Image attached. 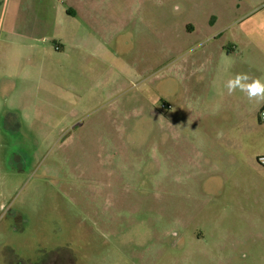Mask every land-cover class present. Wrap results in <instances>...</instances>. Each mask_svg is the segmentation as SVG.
I'll list each match as a JSON object with an SVG mask.
<instances>
[{"label":"rangeland","instance_id":"rangeland-1","mask_svg":"<svg viewBox=\"0 0 264 264\" xmlns=\"http://www.w3.org/2000/svg\"><path fill=\"white\" fill-rule=\"evenodd\" d=\"M225 2L0 0V53L10 20L54 50L41 106L0 97V264H264V209L240 165H197L180 102L181 31Z\"/></svg>","mask_w":264,"mask_h":264},{"label":"crops","instance_id":"crops-1","mask_svg":"<svg viewBox=\"0 0 264 264\" xmlns=\"http://www.w3.org/2000/svg\"><path fill=\"white\" fill-rule=\"evenodd\" d=\"M203 7L204 16L187 23L180 34V102L187 107L183 121L187 122L185 129L198 139L197 165H240L232 176L238 184H246L251 194L237 198L245 202V211L254 215L255 209H264V167L258 164L264 156V122L259 119L264 103L249 101L239 90L229 94L226 85L238 73L264 80V0H227ZM69 13L75 16L76 10ZM38 25L11 20L7 24L0 53L1 74L5 76L0 82V97L7 101L30 100L37 106L46 101L45 58L40 57L41 52L43 57L54 50L37 45ZM4 26L5 17L0 20V38ZM12 58L20 63L25 60L27 65L12 70L7 67ZM17 71L26 74V81L10 85L7 79ZM175 72L173 68L171 77ZM166 115L168 120L179 119L177 113Z\"/></svg>","mask_w":264,"mask_h":264},{"label":"clouds","instance_id":"clouds-1","mask_svg":"<svg viewBox=\"0 0 264 264\" xmlns=\"http://www.w3.org/2000/svg\"><path fill=\"white\" fill-rule=\"evenodd\" d=\"M226 87L229 94L239 90L246 94L249 101L264 103V80L260 78H252L246 73H238L227 82ZM0 208H3V205H0Z\"/></svg>","mask_w":264,"mask_h":264},{"label":"built area","instance_id":"built-area-1","mask_svg":"<svg viewBox=\"0 0 264 264\" xmlns=\"http://www.w3.org/2000/svg\"><path fill=\"white\" fill-rule=\"evenodd\" d=\"M162 108L167 110V109H171V106L168 105V104H163V105H162ZM259 119H260V121L264 122V107H263V108L261 109V111H260ZM258 164H259L260 166L264 167V156H263V157H260V158L258 159Z\"/></svg>","mask_w":264,"mask_h":264}]
</instances>
